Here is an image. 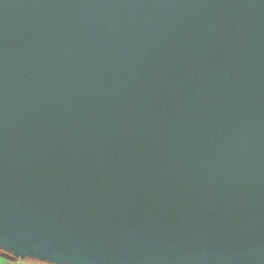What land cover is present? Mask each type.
<instances>
[{"label":"water","instance_id":"obj_1","mask_svg":"<svg viewBox=\"0 0 264 264\" xmlns=\"http://www.w3.org/2000/svg\"><path fill=\"white\" fill-rule=\"evenodd\" d=\"M0 251L264 264V0H0Z\"/></svg>","mask_w":264,"mask_h":264},{"label":"crops","instance_id":"obj_2","mask_svg":"<svg viewBox=\"0 0 264 264\" xmlns=\"http://www.w3.org/2000/svg\"><path fill=\"white\" fill-rule=\"evenodd\" d=\"M0 259H3L7 262V264H21L22 260L15 259L11 255H8L6 253L1 252L0 253ZM23 264H44L36 261H30V260H24Z\"/></svg>","mask_w":264,"mask_h":264},{"label":"snow or ice","instance_id":"obj_3","mask_svg":"<svg viewBox=\"0 0 264 264\" xmlns=\"http://www.w3.org/2000/svg\"><path fill=\"white\" fill-rule=\"evenodd\" d=\"M25 259H30L32 261H44L46 259H43V258H40V257H37V256H32V255H28L26 257H24ZM0 264H7V262L3 259H0ZM21 264H23V260L21 261Z\"/></svg>","mask_w":264,"mask_h":264},{"label":"trees","instance_id":"obj_4","mask_svg":"<svg viewBox=\"0 0 264 264\" xmlns=\"http://www.w3.org/2000/svg\"><path fill=\"white\" fill-rule=\"evenodd\" d=\"M3 252V251H0V253ZM4 253V252H3Z\"/></svg>","mask_w":264,"mask_h":264},{"label":"rangeland","instance_id":"obj_5","mask_svg":"<svg viewBox=\"0 0 264 264\" xmlns=\"http://www.w3.org/2000/svg\"><path fill=\"white\" fill-rule=\"evenodd\" d=\"M9 255V254H8Z\"/></svg>","mask_w":264,"mask_h":264}]
</instances>
